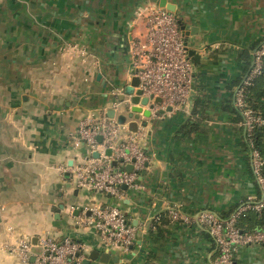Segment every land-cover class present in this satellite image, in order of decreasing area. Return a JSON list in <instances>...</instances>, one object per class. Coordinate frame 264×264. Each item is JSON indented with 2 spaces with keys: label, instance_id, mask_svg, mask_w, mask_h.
Masks as SVG:
<instances>
[{
  "label": "crops",
  "instance_id": "0c3cea01",
  "mask_svg": "<svg viewBox=\"0 0 264 264\" xmlns=\"http://www.w3.org/2000/svg\"><path fill=\"white\" fill-rule=\"evenodd\" d=\"M166 1L187 26L184 41L200 52V64L188 106L155 115L143 109L149 117L139 115L135 134L132 120L124 125L146 161L137 189L115 202L74 186L71 170L89 156L76 141L78 125L107 114L110 92L130 85L129 47L144 30L135 11L160 0H0V264H19L13 247L23 238L38 253L46 233L84 243L86 258L98 253L91 264H213L204 230L154 218L174 207L227 218L259 196L227 88L246 75L241 53L252 57L264 42V0ZM75 45L85 49V62ZM96 204H116L137 230L129 251L106 252L94 230L74 228V216ZM235 264H264V246L240 248Z\"/></svg>",
  "mask_w": 264,
  "mask_h": 264
},
{
  "label": "built area",
  "instance_id": "2783aa9c",
  "mask_svg": "<svg viewBox=\"0 0 264 264\" xmlns=\"http://www.w3.org/2000/svg\"><path fill=\"white\" fill-rule=\"evenodd\" d=\"M135 19L143 20L144 30L131 42L129 65L132 77L139 81L137 90L141 92V98L151 97L148 102L151 109H147L155 115L159 109L185 108L191 96L194 67L187 58L188 46L176 17L154 4H146L136 9ZM80 55L86 54L82 51ZM252 57L253 65L236 88L233 101L243 119L242 127L259 196L247 197L227 218L210 211L187 216L175 207L167 213L171 223L196 224L210 236L215 247L213 264H235L240 248L264 246V228L253 231L239 228L240 220L248 213L260 214L264 210V158L251 145L254 129L264 126V118L256 115L245 102L248 87L264 68V42L257 46ZM110 95L114 118L107 117L104 111L98 116L84 118L78 125L76 141L87 148L89 156L72 168L71 175L78 190L109 196L117 202L125 194L122 186L127 190L137 189L136 180L146 157L134 135L124 137V125H118L116 121L117 116H126L130 112L131 97L125 96L123 90H112ZM120 96H124L122 101H118ZM156 98L162 101L160 105L154 104ZM94 153L98 154L97 158H92ZM114 164H119L120 168ZM127 165L132 166L131 172L125 171ZM73 212L72 208L70 214ZM154 221L158 223L160 216ZM73 226L78 230H94L106 252L115 249L127 252L136 242L137 230L116 204H96L81 209L73 218ZM38 246L37 253L29 239L19 240L13 247L19 264H32L31 258H34L33 264H82L89 251L82 242L68 237L58 241L48 233L39 239Z\"/></svg>",
  "mask_w": 264,
  "mask_h": 264
},
{
  "label": "trees",
  "instance_id": "16d2710c",
  "mask_svg": "<svg viewBox=\"0 0 264 264\" xmlns=\"http://www.w3.org/2000/svg\"><path fill=\"white\" fill-rule=\"evenodd\" d=\"M240 57H241L240 59H242L241 61H242L243 66H244L243 67V75H245V74L247 75V73L250 70V66H251V57L249 55V52L248 51L242 52ZM242 78L243 77L238 79L236 82L231 83L230 86L227 88L228 91H230L229 92L230 93V99L227 101V104L229 105L231 110L237 116H239V112L237 109L234 108L233 95H234V91L236 90V88L241 85V83L243 81ZM245 102H246L247 106L256 115H259L262 118H264V68L262 70L261 75L252 82V85L250 87H248ZM263 143H264V126L263 127H256L254 129L253 135L251 137V145L253 146L254 149L258 150V152L261 155H263L262 154ZM245 148H248L247 142L245 143ZM163 221L169 222L166 215L160 217V222H161L160 224L161 225H163ZM239 228L244 230V231H253V230H259V229L264 228V210L260 214H256L253 212L248 213L244 218H242L240 220ZM209 238H210V236H209ZM212 243H213V241H212Z\"/></svg>",
  "mask_w": 264,
  "mask_h": 264
},
{
  "label": "water",
  "instance_id": "95a60500",
  "mask_svg": "<svg viewBox=\"0 0 264 264\" xmlns=\"http://www.w3.org/2000/svg\"><path fill=\"white\" fill-rule=\"evenodd\" d=\"M159 8L160 9H164L169 13H172L176 19H177V24L179 26L180 31L182 32L183 36H188L186 34V30H187V26L184 25L183 21L180 20L179 18V13L176 11V7L172 4L167 3L166 0H160L159 2ZM187 46V44H186ZM129 55V52H128ZM187 58L189 59V61L191 62V64L193 65V67L195 68L196 66H198L200 64V60H201V54L200 52H198L197 50H190L189 48H187ZM206 60V58H204ZM253 65V57H251V66ZM250 66V67H251ZM139 85V81L137 78L133 77L131 80V83L129 86H127L125 88L124 91V95L125 96H130L131 97V105L132 108L130 110V112L128 113V115H119L116 117V121L118 125H125L126 122L128 120H132L131 122H129L127 125L128 130L135 134L137 132V120L139 119V115H143L146 118L149 117V111L148 110H143L146 109L148 107V109H151V106H148V102L151 99V97L149 99L147 98H141V92L139 90H137ZM192 95V93H191ZM124 96H120L119 97V101L123 100ZM154 104L156 105H160L161 104V100L159 98L154 99ZM167 111H171V108H168ZM107 117L109 118H114V112L112 110H109L108 113L106 114ZM98 141L100 142V139H98ZM107 155H110V152H107ZM93 157L97 158L98 154L94 153ZM145 168H147V164L145 165ZM132 170V166L131 165H127L125 167V171L126 172H131ZM122 191H127V188L125 186L121 187ZM60 208L62 209L63 206H60ZM103 260L108 259V255H104L103 256ZM98 258V253L97 252H92L91 255H89L87 258H85L82 262V264H91V262H95ZM30 262L33 264L34 263V258L30 259Z\"/></svg>",
  "mask_w": 264,
  "mask_h": 264
},
{
  "label": "rangeland",
  "instance_id": "374dc122",
  "mask_svg": "<svg viewBox=\"0 0 264 264\" xmlns=\"http://www.w3.org/2000/svg\"><path fill=\"white\" fill-rule=\"evenodd\" d=\"M140 21H142L143 22V20H140ZM73 49H75V50H77V52L79 53L78 55H77V57L80 59V61H86V58H87V56L86 55H84V56H82V55H80V53L82 52V51H84L85 49L84 48H81L80 46H78V45H75L74 47H72ZM85 52V51H84Z\"/></svg>",
  "mask_w": 264,
  "mask_h": 264
}]
</instances>
